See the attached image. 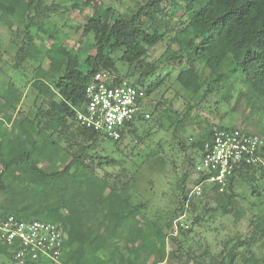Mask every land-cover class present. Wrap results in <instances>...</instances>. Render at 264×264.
Here are the masks:
<instances>
[{"label":"trees","instance_id":"1","mask_svg":"<svg viewBox=\"0 0 264 264\" xmlns=\"http://www.w3.org/2000/svg\"><path fill=\"white\" fill-rule=\"evenodd\" d=\"M77 1L72 6H78ZM91 1L84 3L85 6H95L83 34L93 36L96 54L87 56L82 63L78 55L63 46L54 44L46 52H41L34 45L35 36L30 32L34 21L57 13L60 7L47 6L44 0H0V21L16 15L22 19L31 18V26L25 29L22 45L14 55L15 67H22L29 60L39 61L41 68L45 61L51 65L49 71H35L36 76L29 81L35 91L31 107L36 110L28 119L30 127L24 124L26 115L11 129L14 136L7 146L2 149L0 142V156L6 166L5 175L0 180V194L5 196L0 204V218L12 215L25 221L60 225L68 236L62 264H162L167 257L178 254L168 251L169 242L180 244L177 252L182 250L184 239L192 235L193 226L205 221V216L209 219L234 218L236 224L242 219L244 209H240L236 200L239 183L246 187L253 199L261 198L264 202V145L256 152L254 162L242 166L229 178L223 191L215 185L204 187L203 197L213 191L212 200L216 204L206 207L204 216H196L190 227H184L178 222L184 218L187 205L194 204H187L189 187L193 185L195 188L205 178L198 170L205 144L214 128L225 127L209 125L193 142L191 148L195 154L193 162L197 179L189 182V176L185 174L178 180L180 197L175 208L164 213L148 208L145 197L138 191L144 181L154 184L141 174L145 165L147 170H162L168 166L161 153L163 147L158 145L145 155H142V149L138 150L136 157L132 155V162L139 156L143 161L134 163L136 165L132 168L136 173L133 172L128 180L124 175H117L113 180L115 185H111L110 178L98 175L93 160L92 164L86 161L88 152L104 140L94 131L79 126L74 108L85 102V90L93 76L106 71L116 78L114 84L129 83L144 89L145 110L152 117L155 111L162 110L158 105L152 109L149 99L165 83L162 75L167 69L170 74L180 70L177 83L186 93L202 99L225 89V81L239 80L246 88V99L253 101L249 102L250 106L264 114V0H171L170 12L161 8L168 0H150L130 17L116 16L114 8ZM32 12L39 15L33 17ZM160 13L169 18L166 25L159 20ZM175 17L179 21L173 23ZM44 34L54 37L51 31L44 30ZM167 38L170 45L164 61L148 63L149 52ZM174 45L176 49H172ZM119 64L126 66L127 72L123 74ZM135 68L140 71L134 75ZM160 71L156 82L148 85V80ZM226 91L220 93L222 97L227 95ZM25 96L22 86L13 80L7 82L0 89V117L21 106ZM165 111L169 119H172L171 112L175 114L171 120L176 126L174 132L184 140V128L178 121L180 113L172 109ZM191 111L190 106L187 112ZM148 122L147 119H138L125 128L120 141L106 142H113V149L122 153L129 145H125L128 138L137 140L133 149L144 146L150 133L144 136L139 131ZM39 127L42 131L38 133ZM47 131H51V137L59 138L57 144L65 139L70 142L65 148L68 162L63 169L48 171L41 167L39 151L44 140L39 138ZM31 135L37 139L31 141ZM78 136L84 143L91 142L92 145L83 146L75 153L71 144ZM259 137L264 140V136ZM178 144L184 149L183 141ZM102 159L106 160L107 167L118 165V161L110 160L108 156ZM30 173L34 178L29 180L27 175ZM203 197L195 201L193 209L196 210L198 204L201 207L209 204ZM31 202L36 205L29 207ZM251 204L257 205L256 202ZM175 223L179 227L176 236L172 233ZM252 224L254 230L251 234L229 236L222 243V251L212 256L211 262L201 264H264V254L258 257L256 253L264 241V226L258 227L255 221ZM133 233H136L137 241L131 243L129 238ZM2 252L11 257L6 246Z\"/></svg>","mask_w":264,"mask_h":264},{"label":"rangeland","instance_id":"2","mask_svg":"<svg viewBox=\"0 0 264 264\" xmlns=\"http://www.w3.org/2000/svg\"><path fill=\"white\" fill-rule=\"evenodd\" d=\"M87 1L88 0H79L76 2L78 6L74 7L72 5H74L75 0H68V2L66 0H44L45 5H54L55 7H60V9L57 13L51 14L49 17H41L39 20L36 19L32 26L30 24L31 18L28 16L22 19L19 15H16L15 17H5L0 21V68H2L0 72V85L2 82L6 83L7 81L13 80L19 87L22 86L26 96L23 100L21 110L28 114L29 119L32 118L34 113L33 110H28L32 105L35 94L33 87L29 85V81L36 76L35 71H49L51 70V65L49 61H45L41 68L39 61L29 60L22 67H15L16 61L14 55L22 45L25 29L27 26H31L30 32L35 36L34 45L37 47V51L46 52L54 44L59 47L63 46L72 54L78 55L82 63H84L87 56L96 54L93 36L83 34L84 27L88 19L92 16L95 6L94 4L85 6L84 3ZM149 1L150 0H92L91 2L114 8L116 10V16L130 17L140 6L146 5ZM168 1L169 2L161 8L170 12L171 0ZM31 15L34 17L39 14L32 12ZM159 20L164 25L169 22V18L162 16L161 13L159 14ZM178 21L179 18L175 17L173 23ZM40 28L43 30H40ZM44 30L53 32L54 37H47V34H44ZM169 45L170 39L167 38L159 46L149 52L147 62L157 63L158 61H164V55ZM176 47L177 46L174 45L172 49H176ZM33 66H35L34 69ZM119 67L123 74L127 72L126 66L119 64ZM81 68L85 70L84 65H82ZM139 71V69L135 68L132 72L135 75ZM166 72L168 73L166 74ZM169 72L170 71L166 69L165 73L162 75L163 77L161 76L165 79V83L159 89H156L150 96L149 104H151L152 109L158 105L159 109L162 111H155L154 115L148 119L149 122L139 131V134L144 136L150 133L147 140L144 142V146L133 149L132 146L135 145L137 140L134 141V139L128 138L125 145H129L122 153V151L119 152L113 149V142L101 140L88 152V158L86 159L89 164L93 163L92 160L94 161V166L99 176L110 178L111 185H115L113 184V180H115L117 175H124L126 176L125 179L128 180L134 172L132 168L136 165L134 163L140 164L141 161H143L140 156L135 158V154L138 153V150L142 149L141 153L145 155L150 152L149 149H154L157 148L158 145H161L163 147L161 153L168 162V166L164 167L162 170L155 168L154 170H152L153 168L147 170L145 165L141 174H143L147 180H153L154 184L151 185L144 181V183L140 185L138 191L145 197L144 203L148 208L152 209V211L157 210L158 212L164 213L175 208L174 204L180 197L178 195V180L185 174H188L189 182H193L197 179L196 168L193 162L195 154L193 153L191 145L204 133L206 128L208 129L209 125L221 124L225 128L241 129L259 136H264V114L258 111L256 107L250 106L251 104L249 102L253 101H250L248 98L246 99V95L248 96V94L241 81H225V89H221L219 93H213L208 95L206 99H202L199 96H191L186 93L177 83L176 77L180 70H175L171 74ZM160 73L161 71L151 77L148 80V85L155 83ZM206 74V76L209 75L208 72H206ZM225 91L227 95L222 97L220 93ZM240 93L242 94L240 95ZM190 106L192 107V111L187 112V108ZM166 109H172L180 113L178 121L184 128V140L183 138L180 139V137H178L179 134L174 132L176 126L172 124L171 120H174L175 114L171 112L172 119H169L166 117ZM180 129L182 130V128ZM179 141L184 142V149H181L179 146ZM185 141L187 142L185 143ZM62 142L63 143L60 145H64V148H66V146L68 147L70 144V142H67V139ZM71 145L75 148L72 150L76 153L77 151H81L83 146L87 147L92 144L91 142L84 143L83 138L79 137L74 140ZM59 154L64 155V157L67 156L63 149L59 150ZM132 155L135 156V162H132ZM57 156L58 153L46 151L43 155L46 165L41 163V167L49 169L48 171L63 169L66 166L65 161L68 162L67 158H57L56 161ZM107 156L110 160L114 159L118 161V165L115 167L105 166L104 162L106 160L102 159V157ZM27 178H34V174H28ZM189 189H191V192L189 193L187 204L190 202L194 203L193 205L195 208V201H198L204 195L203 192L200 196L195 194L192 195L195 189L193 185H190ZM236 193L237 203L240 205V209H244L245 213L237 224L234 218L218 217L209 219L205 216V221L197 227L193 226L194 232L192 235L184 239L185 242L182 245V250L177 252L180 244L169 242L168 251H174L178 254L174 257H167L162 264H201L204 263V261L209 263L212 261V256L222 251V243L224 240L228 239L229 236H234L236 233L251 234L254 230L253 221L256 222L258 227L264 226L263 199H253L250 196V192L246 190V187H244L242 183L237 185ZM3 196L0 194V204L4 202L5 196ZM213 197V191H210L207 197H203V199L209 201V204L204 207L198 204L196 210L193 209V205H187L185 216L180 219L178 223L184 225V227H190L196 216H204L203 213L206 207H210L211 205L215 206L216 203L212 200ZM251 202H256V207L252 206ZM35 205V202H31L29 207H34ZM178 223L174 224V229L172 230L175 236L179 228ZM66 237L68 240L67 234ZM177 237L178 240L182 239L179 235ZM129 239L131 243L137 241L136 233H133ZM3 248L4 245L0 242V264H16L10 256L2 252ZM256 253L258 257L264 254V241L257 247Z\"/></svg>","mask_w":264,"mask_h":264},{"label":"built area","instance_id":"3","mask_svg":"<svg viewBox=\"0 0 264 264\" xmlns=\"http://www.w3.org/2000/svg\"><path fill=\"white\" fill-rule=\"evenodd\" d=\"M109 72L96 73L85 90V102L75 107L80 127L94 131L104 141L122 139L125 128L138 119H150L146 112L144 89L129 83L114 84ZM264 145L257 135L238 129L214 128L205 144L198 170L205 175L192 195L200 196L206 185L223 191L229 178L242 166L255 161L256 152ZM6 166L0 158V180ZM67 237L63 228L54 223L25 221L15 216L0 218V242L8 248L16 264H62Z\"/></svg>","mask_w":264,"mask_h":264},{"label":"crops","instance_id":"4","mask_svg":"<svg viewBox=\"0 0 264 264\" xmlns=\"http://www.w3.org/2000/svg\"><path fill=\"white\" fill-rule=\"evenodd\" d=\"M7 82L6 83L2 82V84L0 85V89L1 88L3 89L5 87V85L7 84ZM21 108H22V105L19 106L16 110H10L9 113L6 112L5 114L1 115V117H0V142H2V149H3V147L7 146V142L9 141V139H11L14 136L11 129L13 127H15L18 124V122H20L21 119H24L26 117V115H27V117L24 119V124L26 127H30L31 123L28 120L29 119L28 114L24 113V111L21 110ZM31 110H33L34 112L36 111L34 107L33 108L30 107L28 111H31ZM32 117H33V115H32ZM41 131L42 130L40 129V127H39V129L37 128L38 133ZM44 133L43 134L41 133L42 136L39 138L41 141L44 140L43 141L44 143L41 145V148L39 151V159L42 161L43 165H46V163L44 162L45 160L43 159V155L45 154V152L48 151L50 153L51 152L58 153V156L56 157V161H57V158H63L64 157V155L59 154V150L63 149L65 151V148H64L65 146L56 143L59 138H57L54 135H52V137H51V135H49V134H51V131H47ZM35 139H37V138L33 137L31 135L30 140L33 141ZM62 139H64V138L62 137ZM29 148H31V147H29ZM65 153H66V151H65ZM0 158H1V156H0ZM66 158H67V156L64 157V159H66ZM66 163L67 162L65 161V164Z\"/></svg>","mask_w":264,"mask_h":264}]
</instances>
